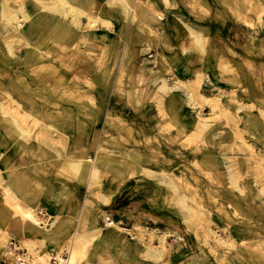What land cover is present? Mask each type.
<instances>
[{
	"label": "rangeland",
	"instance_id": "374dc122",
	"mask_svg": "<svg viewBox=\"0 0 264 264\" xmlns=\"http://www.w3.org/2000/svg\"><path fill=\"white\" fill-rule=\"evenodd\" d=\"M82 2L110 21L83 18L78 30L84 83L73 90L86 100L27 101L38 116L21 119L0 90V107L29 129L0 128V264L67 260L75 234L86 239L76 264H264V0ZM18 20L29 38L34 20ZM193 80L216 101L189 94ZM51 87L34 92L58 100L70 89ZM82 157L96 159V178L72 177ZM26 210L39 225L22 221Z\"/></svg>",
	"mask_w": 264,
	"mask_h": 264
},
{
	"label": "bare ground",
	"instance_id": "6f19581e",
	"mask_svg": "<svg viewBox=\"0 0 264 264\" xmlns=\"http://www.w3.org/2000/svg\"><path fill=\"white\" fill-rule=\"evenodd\" d=\"M81 1L82 0H29L26 4L25 0H0V81L2 80L7 83L10 82L9 85L11 86V88H8L0 82V90L4 92L3 96L6 97V102L12 105L11 107L14 108L16 112L18 111L19 118L24 119L22 117L28 116L29 118L34 117L36 119L38 116V110L34 109L31 113L23 111L22 106L23 104L28 103L27 101L38 102V99L41 98L44 102L48 103L53 100L54 103L65 101L81 104V102L86 100V96L84 94L83 96H85V99L81 100V94H79V96L77 93L75 94L76 91L73 90L80 84L77 79H80L83 81L82 83H84L83 70L77 71L74 67H79V61L84 60L85 57L81 55L78 56L77 59H72V57L79 54V50L77 49V44H79V37L77 35L78 30L81 26L83 18H87V26L90 28H94L97 23H101L109 28L110 21L106 18H98L86 13V3H81ZM111 1L112 0H110V2ZM40 8L42 9V12L39 11L36 18H31V14H34ZM123 11L127 16L129 12L127 7H123ZM68 16H70L69 20L66 19ZM19 18L24 22H32L34 20V23H32L33 25L31 24L30 26L29 38H27L22 32L18 31V26H20L18 25V23H20L18 20ZM189 30V32H192L191 28H189ZM194 36L196 35L194 34ZM80 40L84 41L85 38L82 37ZM194 44L197 51H204L199 37H195ZM21 46H24L23 58L21 57L22 59L13 63L11 59L15 58V51L19 50ZM56 66H58L59 69L56 68ZM53 70L55 73H52V76H49V80L51 79L50 84H46L47 79L43 78L45 76L41 75H43L42 73L44 71L49 73ZM78 72H80V74H78ZM193 81L194 82L190 81L187 84L189 94L191 92L194 95L201 97L204 101H216V97L206 98L201 96V94H198V85H196V80ZM32 86H36V88H32ZM41 86H52V90L58 87V91L60 89L59 87H69L72 90H66L64 94H60L58 100H55L51 96L40 97L38 93L34 92V90H37V88ZM8 90L12 91L9 92ZM24 90L35 94L34 96L27 94L29 97H25L22 93ZM193 97L195 98V96ZM83 98L84 97H82V99ZM201 103H203V101H201ZM66 112L69 113L70 110H66ZM23 126L21 127L19 125L18 119L15 116L8 114L3 107H0V128L7 130V134L9 133L8 135L11 134V136L15 137L20 136L21 133H23L22 131L27 132L28 127L24 130L23 128L25 127ZM43 129L47 130L51 134L59 133L63 139L66 138L65 133H63L62 130L54 127L50 123H46ZM26 138L27 136L25 139ZM46 139H48V137ZM54 160L57 162L61 161L58 151H56V157H54ZM89 160L85 157L72 160L69 165L72 171V177L76 180H86L87 177L90 180L96 178V159L92 160V162ZM2 191L3 198L7 201L9 196L7 186H2ZM177 202L182 203V199L178 198ZM219 210L221 209L219 208ZM20 215L23 219H26L35 225L40 224L39 218L33 211H27L24 213L21 212ZM75 235V240H70L71 243L67 248L69 253L67 260H63L59 258L60 255H57L60 259L59 264L77 263V257L80 252L79 250L83 247L82 245L86 243V239L78 238L77 234ZM166 237L167 235L165 234L160 236V244H164L166 242ZM214 237L216 238V236ZM7 254L12 255L11 253ZM151 255L156 259H160L162 257V253L158 250H153ZM48 257L49 255L47 254H39L37 255V258H35L38 261H36V263L49 264ZM18 258L16 259L17 263ZM247 258L250 260L251 264H255L251 257Z\"/></svg>",
	"mask_w": 264,
	"mask_h": 264
},
{
	"label": "built area",
	"instance_id": "2783aa9c",
	"mask_svg": "<svg viewBox=\"0 0 264 264\" xmlns=\"http://www.w3.org/2000/svg\"><path fill=\"white\" fill-rule=\"evenodd\" d=\"M60 258L63 260H66L65 253L61 254ZM50 261H52L53 264H59L60 263V260L57 258V255H51ZM17 264H25L24 258L19 257Z\"/></svg>",
	"mask_w": 264,
	"mask_h": 264
},
{
	"label": "crops",
	"instance_id": "0c3cea01",
	"mask_svg": "<svg viewBox=\"0 0 264 264\" xmlns=\"http://www.w3.org/2000/svg\"><path fill=\"white\" fill-rule=\"evenodd\" d=\"M19 218H21V217H19ZM105 218H107V216L105 215ZM22 220V219H21ZM22 221H27V220H22ZM40 230H42V231H44L43 229H40ZM47 231H45V232H49L50 230H48V229H46ZM152 230H154V229H152ZM151 230V231H152ZM149 233H151V232H149ZM166 233V232H165ZM152 234V233H151ZM154 234V233H153ZM167 234V233H166ZM161 236V235H160ZM159 238V237H158ZM166 242H167V240H166ZM250 264V263H249Z\"/></svg>",
	"mask_w": 264,
	"mask_h": 264
}]
</instances>
